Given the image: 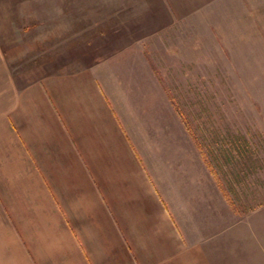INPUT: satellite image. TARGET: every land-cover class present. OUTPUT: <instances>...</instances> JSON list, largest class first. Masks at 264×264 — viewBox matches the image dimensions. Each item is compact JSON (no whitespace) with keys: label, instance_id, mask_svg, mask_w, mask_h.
Instances as JSON below:
<instances>
[{"label":"crops","instance_id":"crops-1","mask_svg":"<svg viewBox=\"0 0 264 264\" xmlns=\"http://www.w3.org/2000/svg\"><path fill=\"white\" fill-rule=\"evenodd\" d=\"M95 4L111 25L163 26L142 40L162 39L171 58L194 57L182 32L206 18L244 56L264 23V0ZM139 6L162 16L133 22ZM22 37L0 33V264H262L263 208L234 204L182 121L168 120L161 55L128 44L89 65L17 70Z\"/></svg>","mask_w":264,"mask_h":264},{"label":"rangeland","instance_id":"rangeland-1","mask_svg":"<svg viewBox=\"0 0 264 264\" xmlns=\"http://www.w3.org/2000/svg\"><path fill=\"white\" fill-rule=\"evenodd\" d=\"M162 12L160 7L139 6L130 17L133 22L148 15L160 18ZM110 13L97 8L95 0H0V33L23 35L14 42L24 52L15 61L17 70L41 71L46 63L55 66L46 69L89 65L110 60L128 44L163 56L152 60L161 65L154 75L167 93L168 120L174 115L182 121L187 140L212 167L234 204L253 211L263 208L257 215L263 221L257 239H262L264 264V23L255 26L257 34L249 33L261 40L246 41V56L243 44L239 48L227 39L222 24L212 26L206 18L188 25L182 34L186 41L194 38V57L180 59L165 56L162 39L142 40L145 30L164 32L160 24L126 25V18L111 25Z\"/></svg>","mask_w":264,"mask_h":264}]
</instances>
